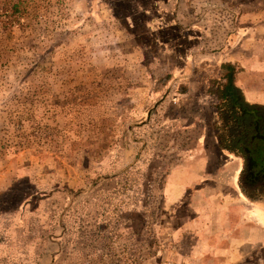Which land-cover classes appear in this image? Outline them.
Returning <instances> with one entry per match:
<instances>
[{
	"label": "rangeland",
	"instance_id": "rangeland-1",
	"mask_svg": "<svg viewBox=\"0 0 264 264\" xmlns=\"http://www.w3.org/2000/svg\"><path fill=\"white\" fill-rule=\"evenodd\" d=\"M228 62L264 79V0H0V264H264V194L186 174Z\"/></svg>",
	"mask_w": 264,
	"mask_h": 264
},
{
	"label": "trees",
	"instance_id": "trees-1",
	"mask_svg": "<svg viewBox=\"0 0 264 264\" xmlns=\"http://www.w3.org/2000/svg\"><path fill=\"white\" fill-rule=\"evenodd\" d=\"M226 71V83L216 93L220 99L215 124L218 146L242 159L239 187L246 198L259 201L264 194V107L246 101L235 84L232 65L227 64Z\"/></svg>",
	"mask_w": 264,
	"mask_h": 264
},
{
	"label": "crops",
	"instance_id": "crops-1",
	"mask_svg": "<svg viewBox=\"0 0 264 264\" xmlns=\"http://www.w3.org/2000/svg\"><path fill=\"white\" fill-rule=\"evenodd\" d=\"M211 63L213 62H209L210 65ZM246 63L247 62H244L240 64L241 66L239 65L244 69H241L237 73L235 84L242 90L248 103L257 104L264 107V79L259 82L257 72L255 73V77L254 75H251L250 79L248 76L249 69H247L250 66H247ZM228 64L233 66V64L230 62H228ZM220 66L221 63L216 64L214 62V68H219ZM256 70H258V67H256ZM261 76L264 77L262 73ZM199 101L201 103V101L206 100L199 98ZM211 103L214 121L213 127H208L206 130L210 132H208L206 135L204 134L198 140L195 151L197 154L192 156L190 160V171H186V174L189 173L188 175H190L189 179L191 183V191H194L196 194L207 195L208 200L213 198V203L218 205L217 210L231 209L232 211H242L243 208L241 206H243L245 203L246 197L242 193L238 182L240 173L243 169V164L240 162V157L238 158V156L229 154L219 148L215 131L216 107L220 103L218 96L213 95ZM212 163L216 164L217 170L210 176L207 173V167ZM236 176L238 177L236 178ZM232 182H235L234 188H231L233 184ZM185 184L182 185L181 193H183V191H185L184 193H187L186 187L183 188ZM231 196L232 198H235V204H231ZM230 241L235 242L236 240L232 239ZM237 241L240 242L241 239H238ZM243 241H246V239H243ZM255 241L257 242V240Z\"/></svg>",
	"mask_w": 264,
	"mask_h": 264
}]
</instances>
